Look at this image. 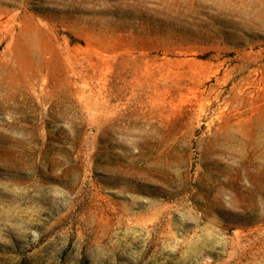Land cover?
<instances>
[{
  "label": "rangeland",
  "instance_id": "374dc122",
  "mask_svg": "<svg viewBox=\"0 0 264 264\" xmlns=\"http://www.w3.org/2000/svg\"><path fill=\"white\" fill-rule=\"evenodd\" d=\"M0 264H264V0H0Z\"/></svg>",
  "mask_w": 264,
  "mask_h": 264
}]
</instances>
